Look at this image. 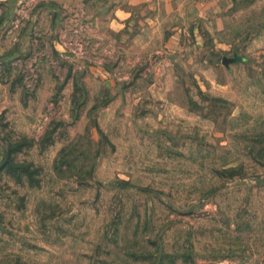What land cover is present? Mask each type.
Instances as JSON below:
<instances>
[{"label": "rangeland", "instance_id": "374dc122", "mask_svg": "<svg viewBox=\"0 0 264 264\" xmlns=\"http://www.w3.org/2000/svg\"><path fill=\"white\" fill-rule=\"evenodd\" d=\"M47 1L0 0V264H264V0Z\"/></svg>", "mask_w": 264, "mask_h": 264}, {"label": "crops", "instance_id": "0c3cea01", "mask_svg": "<svg viewBox=\"0 0 264 264\" xmlns=\"http://www.w3.org/2000/svg\"><path fill=\"white\" fill-rule=\"evenodd\" d=\"M66 1L68 2L69 0H54V1L53 0H50V1H47L46 3H48V4L44 5V7L41 6L40 9L37 11V15L38 16L33 17V18L40 19L39 20V25L40 26L45 25L41 19H44V17H45L44 16L45 15L44 10H45V8H49L48 5L50 4V5H52L54 7V8L52 7V10L54 12L51 14L52 15V18H53V21L52 22H53L54 27H57L61 23V21H62L61 13H59L57 11L58 10L57 7H59L60 4H68L69 2L67 3ZM202 1H209V0H202ZM8 7H9V5H7L6 8H8ZM33 20H36V19H33ZM114 22H116V18L114 19ZM6 23H7V21L5 19V21L3 22V24H6Z\"/></svg>", "mask_w": 264, "mask_h": 264}]
</instances>
